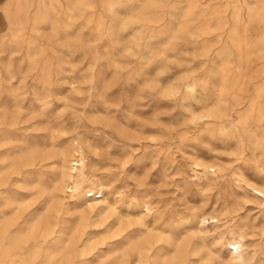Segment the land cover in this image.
I'll list each match as a JSON object with an SVG mask.
<instances>
[{"label": "rangeland", "instance_id": "1", "mask_svg": "<svg viewBox=\"0 0 264 264\" xmlns=\"http://www.w3.org/2000/svg\"><path fill=\"white\" fill-rule=\"evenodd\" d=\"M0 264H264V0H0Z\"/></svg>", "mask_w": 264, "mask_h": 264}, {"label": "bare ground", "instance_id": "2", "mask_svg": "<svg viewBox=\"0 0 264 264\" xmlns=\"http://www.w3.org/2000/svg\"><path fill=\"white\" fill-rule=\"evenodd\" d=\"M81 169V166L78 165H72L70 167V170L65 174V195H69L70 197H74L75 195L80 197L81 200L85 201L86 203L90 204L91 201L88 196L91 194L83 195V192L85 191L86 187L88 186L87 183L85 184V180L82 176V172H79ZM76 172H79L76 174ZM238 181V180H237ZM246 187V186H245ZM87 193H93V187H90V189L87 190ZM149 207L148 205L145 206V211H148ZM233 248H236V245H233Z\"/></svg>", "mask_w": 264, "mask_h": 264}]
</instances>
